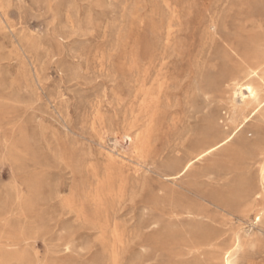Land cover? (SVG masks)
<instances>
[{"label":"rangeland","instance_id":"374dc122","mask_svg":"<svg viewBox=\"0 0 264 264\" xmlns=\"http://www.w3.org/2000/svg\"><path fill=\"white\" fill-rule=\"evenodd\" d=\"M263 13L264 0H0V264H218L210 238L256 231L237 201L258 182L260 117L180 172L235 128L230 79L261 59ZM192 198L200 217L172 213Z\"/></svg>","mask_w":264,"mask_h":264},{"label":"bare ground","instance_id":"6f19581e","mask_svg":"<svg viewBox=\"0 0 264 264\" xmlns=\"http://www.w3.org/2000/svg\"><path fill=\"white\" fill-rule=\"evenodd\" d=\"M213 25H216L215 20H213ZM247 25H249V23L246 24V26ZM231 49L235 50L233 48ZM243 73L244 75L242 78L236 75L230 79L232 82L230 84V91L233 106L229 118L231 122L236 123L235 128L227 135H224L225 128H218L217 133L222 136L224 135L221 140L196 154L194 158L190 159L183 166L180 174H184L195 161L219 149L230 142L237 134L242 133L247 123L252 118H255V116L260 117L261 123H264V51H262L261 59L256 61L253 66H248ZM250 107H252V110L247 113V109ZM134 137L130 133H124L122 138L132 143ZM261 139H263V134L258 132L256 142L254 143V147L258 150L259 156L258 182L256 185L246 189L245 193L240 196L237 201V212L241 216H247L250 212L255 211L256 221L261 222L256 228V231L239 228L233 232L229 239L222 242H220L221 239L219 237L214 239L210 238V241H213L212 244L219 246L218 243H221L222 245L219 251L220 263L218 264H264V142L261 141V143ZM188 191L194 196L206 198L193 189H188ZM192 200L194 199L192 198ZM172 213H183V215H187L189 218H197L202 215L196 200H194L192 205L183 204L182 209L172 210ZM170 232L171 230L168 228L163 230L155 240L164 241L165 239H169ZM167 236L169 237L167 238ZM258 247L261 248V256L255 257L253 251ZM197 248V246H190L186 251L182 248L177 252L176 257L190 255L193 253V250ZM198 261L197 259H181L179 263L200 264Z\"/></svg>","mask_w":264,"mask_h":264}]
</instances>
